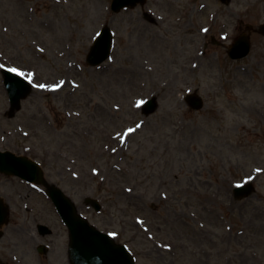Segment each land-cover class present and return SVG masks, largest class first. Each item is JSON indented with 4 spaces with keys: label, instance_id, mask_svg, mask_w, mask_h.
<instances>
[{
    "label": "rangeland",
    "instance_id": "1",
    "mask_svg": "<svg viewBox=\"0 0 264 264\" xmlns=\"http://www.w3.org/2000/svg\"><path fill=\"white\" fill-rule=\"evenodd\" d=\"M110 1L0 0V70L32 84L11 114L0 73V148L37 161L136 264H264V0H147L117 13ZM247 24L250 53L231 60L227 45ZM102 25L114 46L90 66ZM189 92L201 109L184 101ZM151 97L157 108L145 114ZM248 181L251 194L234 197ZM4 187L46 209L37 223L59 233L57 262L65 228L46 197L0 175ZM26 225L41 238L32 218ZM17 254L38 264L33 247Z\"/></svg>",
    "mask_w": 264,
    "mask_h": 264
},
{
    "label": "water",
    "instance_id": "2",
    "mask_svg": "<svg viewBox=\"0 0 264 264\" xmlns=\"http://www.w3.org/2000/svg\"><path fill=\"white\" fill-rule=\"evenodd\" d=\"M221 1L227 2L228 0ZM137 2L143 3L144 0H112L111 8L118 11L124 6H133ZM260 31L264 34V24L260 26ZM111 37L109 28L103 27L87 55L86 61L89 64H99L108 57ZM249 49L248 36L240 35L230 45L228 53L233 59L242 58L248 54ZM2 74L10 101V112L13 113L20 108V100L29 94L30 86L24 78L13 71L4 69ZM187 100L194 109L202 106L201 99L196 96L187 97ZM155 107L154 99L148 100L145 103L144 112L150 113ZM0 171L17 175L27 181L43 183L42 172L37 163L23 156H15L9 151H0ZM243 188L237 189L242 190ZM251 190V186H246L241 194H248ZM47 194L51 197L63 222L69 229L71 241L69 255L74 264H135L125 246L116 244L109 235L100 232L85 218L78 215L72 202L63 195L59 188L47 185ZM89 202L96 210L100 208L96 201L89 200ZM2 213L3 216L6 213L5 206L2 208Z\"/></svg>",
    "mask_w": 264,
    "mask_h": 264
},
{
    "label": "flooded vegetation",
    "instance_id": "3",
    "mask_svg": "<svg viewBox=\"0 0 264 264\" xmlns=\"http://www.w3.org/2000/svg\"><path fill=\"white\" fill-rule=\"evenodd\" d=\"M23 186V185H22ZM25 186H23L24 188ZM0 198H3L5 202L7 203L9 207V213L12 214L14 212H18L24 215L25 221L23 223L15 222V223H10L9 226L8 224L6 225H1L0 224V264H8L7 259L8 257L12 260L17 259V252L19 253V250L26 249L28 246H32L31 240L27 239L30 226L26 225V219L27 220H33V223H35L37 227V220H40L41 217H49V215L46 213V209L44 208L43 210H39L37 206L34 205V201L27 199V195L25 198V195L20 194L18 190H14L11 193L5 191V187L3 192L0 194ZM28 231V233H27ZM38 231V228H37ZM54 231L50 232L48 229L46 230L45 233H42L43 237H55L59 233ZM31 238V237H30ZM46 239V238H45ZM56 237L54 239H47L49 248L46 249L45 252V257L46 260L49 258V255L52 256L51 262L50 260H47V263L41 262V264H70L68 257H67V240L63 242L64 244L62 245V251L59 254L60 258L57 259V262L54 261L56 256H54L52 253H54L55 248V241ZM7 248L10 251H15V252H7ZM37 246H35L36 250ZM17 251V252H16ZM56 262V263H55Z\"/></svg>",
    "mask_w": 264,
    "mask_h": 264
},
{
    "label": "snow or ice",
    "instance_id": "4",
    "mask_svg": "<svg viewBox=\"0 0 264 264\" xmlns=\"http://www.w3.org/2000/svg\"><path fill=\"white\" fill-rule=\"evenodd\" d=\"M0 67H2V66H0ZM10 71H15V69H10ZM17 74H19V73H17ZM40 87H43V86L41 85ZM139 127H140V125H137V128H139ZM131 131H133V130L129 129V132H131Z\"/></svg>",
    "mask_w": 264,
    "mask_h": 264
}]
</instances>
